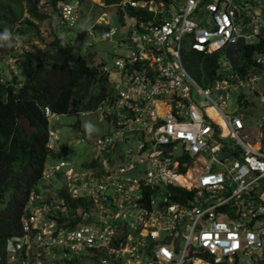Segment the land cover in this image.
Segmentation results:
<instances>
[{"label":"built area","instance_id":"1","mask_svg":"<svg viewBox=\"0 0 264 264\" xmlns=\"http://www.w3.org/2000/svg\"><path fill=\"white\" fill-rule=\"evenodd\" d=\"M129 4L150 16L129 19L131 52L105 67L113 91L98 112L111 130L96 143L105 171L96 186L78 173L69 181L70 191L86 198L76 221L54 207L46 217L56 224L41 218L45 227L36 226V211L48 205L32 191L20 233L8 242L11 258L264 264V0H124L122 7ZM78 6L79 0L58 4L61 24H76ZM196 50L227 58L198 80L184 64ZM250 112L257 115L243 118ZM65 166L52 167L47 178L75 172L69 163L63 173ZM77 182L84 188L75 189ZM83 219L87 225L78 228ZM91 252L85 260L62 257Z\"/></svg>","mask_w":264,"mask_h":264},{"label":"trees","instance_id":"2","mask_svg":"<svg viewBox=\"0 0 264 264\" xmlns=\"http://www.w3.org/2000/svg\"><path fill=\"white\" fill-rule=\"evenodd\" d=\"M58 1L48 0L40 6V0H0V33L8 28L20 38L32 40L27 48L0 47V53L15 58L18 69V74L11 79L0 76V205L9 197L0 212L2 252L7 238L21 229L30 192H39L37 185L48 166V157L56 155L55 148L49 146L46 107L56 114L80 116L83 110L97 106L107 91L106 62H94L92 53H82L89 34L87 29L79 31L75 37L55 33L48 40L41 36L37 22L50 18L44 8L46 4L55 8ZM121 1L104 0L105 7L118 8L120 22L125 16L119 5ZM128 12L130 15L142 14L134 7H129ZM98 27L102 25L97 24L95 29H101ZM105 28L109 29V26L105 25ZM35 38L40 40L39 44L34 42ZM190 57L187 67L198 79L204 71H213V59L208 62L198 52L191 53ZM60 190L70 201L67 187ZM0 264L7 262L3 260Z\"/></svg>","mask_w":264,"mask_h":264},{"label":"rangeland","instance_id":"3","mask_svg":"<svg viewBox=\"0 0 264 264\" xmlns=\"http://www.w3.org/2000/svg\"><path fill=\"white\" fill-rule=\"evenodd\" d=\"M43 1L41 2V4ZM106 4L104 0H82L81 1V7L79 10L80 15V22L77 23L72 28H66L62 26L60 28L59 26V18L57 17L56 13L52 10V14L49 15L50 18L45 19L44 21L37 22L40 30V34L42 37L46 39L53 38V34H58L59 36H70L75 37L79 31H83L84 29H87L89 34L87 35V38L85 40V44L83 46L82 53L87 55L89 53L93 54V59L95 61H105L107 63V66L112 67L114 66V59L118 58H125L130 52L131 48L128 45L126 40H121V37L123 35H126L127 33V27L121 26V23L118 19V8L116 6H109L105 7ZM50 12V10L48 11ZM25 16L27 17L28 14L26 13ZM202 21V20H201ZM106 22H110V24H106ZM99 24L102 25V27H98L101 29H95V26ZM105 25L112 26L113 29L116 31L112 32V35L110 38L105 37V32L107 31L105 28ZM74 39V38H71ZM32 40L28 37H21L20 38V45L24 48H27L31 45ZM35 43L39 44L40 40L38 38H35ZM5 48V47H3ZM0 76L3 79H11L15 74H18L17 68H12V61L10 59V55L8 53H0ZM13 59V58H12ZM187 60H185V65L187 66ZM106 74V72H104ZM108 78L109 74H107ZM115 77V76H114ZM20 78V77H19ZM21 79V78H20ZM108 87V83H107ZM97 89L94 88V92H96ZM242 115V113L240 114ZM254 115H257L256 112H250L243 115V118L250 119ZM84 121H90L96 126L97 131H95L91 136H88L83 128ZM79 122V124L76 123ZM53 127L50 128V135L56 138V141H53V144L55 145L54 152L56 155H50L48 157V165L50 167L58 164L60 160H72L71 163L74 166L75 161H77L78 165H81L82 163L79 161H87L90 160L91 157H97L98 154H95L93 149V141L95 138H97L99 135L105 133L111 128V125L103 118L101 112L92 114L89 113L85 116L80 115H71V114H62L60 116L59 121L53 122ZM29 131H31L30 128H28ZM60 138V140H59ZM83 139L85 140L83 142ZM96 145V144H95ZM94 145V146H95ZM130 145V144H129ZM121 148L125 150V147L121 145ZM60 153V156H59ZM107 169V164L105 165ZM79 167V166H77ZM75 172L71 176H63L62 173L58 175H53L47 178H43L40 181L39 190H41V195L44 200L47 201V205L43 208H40L41 211H36V217L34 220L36 226H40L41 218L45 219V225L48 222H51L52 224H56L53 220L47 219L46 214L54 211V207L60 209L61 211L65 212L66 219L76 221L75 217L79 216L81 217L84 214V210L82 207H80V200L81 197H83L84 194L81 193V191L73 190L71 195L70 203L68 204L67 200L62 197L60 188L64 185L69 183L71 179H73L75 176V173L79 174V177H85L86 180H92L93 186H96L98 181H96V178L98 177V171L97 170H82L79 169L76 170L74 166ZM81 182V181H79ZM77 182V186H75V189L78 190L79 187H81ZM85 182H82V185L85 186ZM51 185V187H45L47 185ZM69 186V185H68ZM73 187V184H70L69 188L71 189ZM42 188V189H41ZM82 189L84 187H81ZM69 189V190H70ZM56 198V199H55ZM57 200V205L51 206L52 202L49 200ZM9 200L6 199V202L0 205V212L2 209L5 208L7 202ZM74 202L76 205H74ZM96 206L99 208V211L101 212V215L104 212L103 205L102 204H96ZM46 210L45 215H42V212ZM68 212V214H67ZM73 214V215H72ZM77 223V222H76ZM62 224H65V222L62 220ZM87 225V222L85 219L83 221H80L77 224V227H83ZM40 227H45L44 225ZM66 235V234H64ZM63 235V236H64ZM70 236V233L67 234ZM61 241H58L60 243ZM182 245V242L180 243ZM63 248L66 246L62 245ZM93 255V252L91 254L88 253H80V254H72L66 256V253L62 255L63 258L66 259H74L77 256H80L82 260H85L87 257H90ZM190 264V263H186ZM203 264V263H202Z\"/></svg>","mask_w":264,"mask_h":264},{"label":"clouds","instance_id":"4","mask_svg":"<svg viewBox=\"0 0 264 264\" xmlns=\"http://www.w3.org/2000/svg\"><path fill=\"white\" fill-rule=\"evenodd\" d=\"M43 1V3L41 4V2ZM47 1L48 0H40V6H42L43 4H45V3H47ZM63 1H65V0H60V1H58V3H57V5H56V7L54 8V6L52 7V5L51 4H46V6H45V8H44V10H46L47 12L50 10V12H48V14H52V10L56 13V15H57V17L59 18V25H60V28L62 27V26H64V27H69V28H72V27H74L77 23H79V19H78V21L76 22V24L75 25H73V26H68V25H63V24H61V22H60V14H59V8H58V4L60 3V2H63ZM81 1L82 0H79V6H78V14H79V10H80V7H81ZM124 0H122L121 2H120V7H121V9L124 11V13H125V16H124V19H123V21H119L120 23H121V26H124V27H127V33H126V35H123L122 37H121V40H126L127 41V35H128V31H129V27H128V23H129V19L131 18V17H140V16H150V14H146L145 15V12H147V10L146 9H142L141 7H134V8H136V9H138V10H141V12H142V14L141 15H130L129 14V12H128V8L129 7H133V6H131L130 4H129V6L128 7H122V2H123ZM148 1H150V0H148ZM154 1H161V0H154ZM164 1H166V0H164ZM169 1H171V0H169ZM169 1H166L167 3L169 2ZM118 12V14H119V11H117ZM148 13V12H147ZM79 18H80V15H79ZM118 19H119V17H118ZM106 24H110L111 25V23L110 22H106ZM110 25H106V26H109V29H106L107 31L105 32V37H107L106 36V33L108 32V31H116L115 29H113L112 28V26L110 27ZM111 37V36H110ZM110 37H107V38H110ZM15 46V48H17V49H20V48H22V46L20 45V37L19 36H17V35H15L10 29H8V28H5L4 29V31L2 32V33H0V47H9V48H11V47H14ZM18 46H20L19 48H18ZM198 51L196 50L195 52H192V53H197ZM198 53H201V52H198ZM191 54V53H190ZM202 54V53H201ZM203 55V54H202ZM10 57V59L11 60H13L12 61V68L14 69V68H16V65H15V58L14 57H12V56H9ZM203 57L206 59V60H208V62L211 60V59H213L214 61H215V64H214V67H213V71H214V68H215V66H217V64H222L225 60H226V58H227V56L226 55H224V54H222L221 52H216L215 53V55H211V56H205V55H203ZM13 58V59H12ZM185 60H187V61H189V60H191V57H190V55H187V58H186V56H185ZM96 62V61H95ZM184 64H185V61H184ZM107 66V63L104 65V72H106L105 71V67ZM187 67V66H186ZM188 68V67H187ZM188 70H189V68H188ZM190 71V70H189ZM212 71V72H213ZM212 72H210V73H212ZM191 73V72H190ZM204 73H206L205 71L202 73V74H204ZM108 74V72H106V75ZM192 74V73H191ZM193 75V74H192ZM194 76V75H193ZM201 76L202 75H200V79H201ZM110 77V76H109ZM197 78V77H196ZM198 79V78H197ZM200 79H198V80H200ZM107 83H108V87H107V91H106V95H104V97L99 101V104L97 105V106H95V107H93V108H91V109H89V110H83L82 112H80V115H83V116H85V115H87V114H89V113H92V114H95V113H98V107L102 104V102L104 101V100H106V98L109 96V95H111V93H112V91H113V87H112V84L110 83V81H109V78H108V76H107ZM47 108H49V107H46V109ZM50 109V108H49ZM50 111L52 112V114H54V117H52V118H50L48 115H47V113H46V110H45V113H46V116L48 117V119H49V126H50V128L51 127H53V122H55V121H59V119H60V114H56L55 112H53L51 109H50ZM80 117V116H79ZM83 128H84V131H85V133L88 135V136H91L95 131H97V129H96V126L93 124V123H91L90 121H84V123H83ZM109 130H111V129H109ZM109 130L108 131H106L105 133H103V134H101V135H99L97 138H95L94 139V141H93V149H95V151H94V153L95 154H97V148H96V143H97V141H98V139L100 138V137H102L104 134H108L109 133ZM49 133H50V129H49ZM59 140H60V138H59ZM53 141H56V138L55 137H53L52 138V136L50 135V140H49V146L50 147H52V148H55V145H51V144H53ZM85 140L83 139V142H84ZM95 145V146H94ZM132 146H134L135 147V144H134V141H133V144H132ZM104 154L106 155V156H108L109 157V159H110V161H111V163H112V161L114 160V157H113V154H112V151H109V152H104ZM64 162V163H66V166L65 167H63V170H62V172L64 173V172H66L67 171V169H68V165H69V163H71V161L72 160H60V162ZM59 162V163H60ZM79 162H81L82 164L81 165H78L77 163V161H75V163H74V166H75V168L79 171V169H82V170H97L98 171V174L99 175H102V173L105 171V169H104V166H103V164L101 163V161L99 160V158H96V157H91V159L90 160H87V161H79ZM58 163V164H59ZM93 163H96V165H93ZM58 164H56V165H58ZM72 164V163H71ZM56 165H54V166H56ZM54 166H52V167H54ZM77 166H79V167H77ZM52 167H50L49 165L46 167V169L44 170V175H43V178H47V176H46V173H47V171L48 170H50ZM58 175V174H57ZM61 175H63V176H65L64 174H61ZM107 175V173H105V176ZM53 176V175H52ZM42 178V179H43ZM41 179V180H42ZM47 180H49V178H47ZM39 185H40V181H39V184L37 185V188L39 189ZM69 183L67 182V184L66 185H64L63 187H61L60 189H62V188H64V187H67V189H68V193H67V195L71 198V195H72V192L69 190L70 188H69ZM45 187H51V185H47V186H45ZM42 189V188H41ZM32 191H36V190H32ZM31 191V192H32ZM31 192H30V194H31ZM38 192V191H37ZM39 192H41V190H39ZM30 194H29V197H30ZM29 197H28V200H27V203H26V205L28 204V201H29ZM62 197H63V194H62ZM65 198V197H64ZM66 199V198H65ZM81 199H86V198H82L81 197ZM67 200V199H66ZM67 202L68 203H70V201L69 200H67ZM26 205H25V208H26ZM25 211L26 210H24V215H25ZM23 215V216H24ZM22 216V217H23ZM21 221H22V219H21ZM21 230V229H20ZM17 233H20V231L19 232H17ZM17 233H15V234H17ZM15 234H12V235H10L8 238H7V240H6V242H5V246H4V249H3V252L1 251V249H0V262L1 261H3V260H5L6 262H7V264H16V262L15 261H13V259L11 258V252L8 250V246H9V240L11 239V236H13V235H15ZM208 264H212L211 262L210 263H208Z\"/></svg>","mask_w":264,"mask_h":264},{"label":"crops","instance_id":"5","mask_svg":"<svg viewBox=\"0 0 264 264\" xmlns=\"http://www.w3.org/2000/svg\"><path fill=\"white\" fill-rule=\"evenodd\" d=\"M210 113H212L214 116H217V114L215 113V110L213 108L209 109ZM215 113V114H214Z\"/></svg>","mask_w":264,"mask_h":264},{"label":"bare ground","instance_id":"6","mask_svg":"<svg viewBox=\"0 0 264 264\" xmlns=\"http://www.w3.org/2000/svg\"><path fill=\"white\" fill-rule=\"evenodd\" d=\"M210 109V108H209ZM215 114V113H214ZM180 179H182L181 177H180ZM196 264H201V262L198 260L197 262H196Z\"/></svg>","mask_w":264,"mask_h":264}]
</instances>
